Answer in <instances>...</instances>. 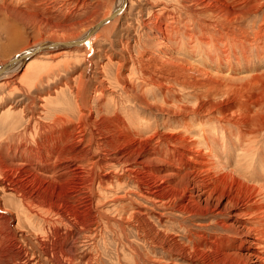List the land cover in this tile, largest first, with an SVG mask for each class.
<instances>
[{"label":"bare ground","instance_id":"1","mask_svg":"<svg viewBox=\"0 0 264 264\" xmlns=\"http://www.w3.org/2000/svg\"><path fill=\"white\" fill-rule=\"evenodd\" d=\"M89 26L13 35L0 58V264H100L117 231L139 260L132 235L185 264H264V0H112ZM133 195L236 236L169 234Z\"/></svg>","mask_w":264,"mask_h":264},{"label":"rangeland","instance_id":"2","mask_svg":"<svg viewBox=\"0 0 264 264\" xmlns=\"http://www.w3.org/2000/svg\"><path fill=\"white\" fill-rule=\"evenodd\" d=\"M108 1L107 0H87V1L86 0H40V1L39 0H0V31H1L0 58L2 60H5L7 57H9V55L15 53L17 49V46L15 45H18L17 44L18 42L15 43V39H17L18 37H20L18 39L22 38V42H25L24 44L25 46L28 45L34 46L35 44H38L39 41H42L43 38H48L54 32H58L64 35L74 34L76 32H78L79 34L82 32L84 33L85 32L84 30L88 29L91 23L93 24V22L95 23L96 21L100 20V17H102L105 11L109 9V7L112 4V0H110L109 2ZM135 8L136 6L134 7V10ZM126 12L127 13L130 12V6L127 8ZM260 19L262 20V16ZM130 33L132 35L134 34L138 35L140 33V29L137 26H135V24L133 23ZM16 34L19 35L17 36V38L15 39L11 38L13 37V35L14 37H16ZM100 42L103 41L101 40ZM43 52H47V51H43ZM98 55L99 54H97V57ZM101 56L102 55L100 54L99 57ZM33 57L37 58L38 56L36 57L35 55ZM113 61L115 65L112 64L114 65V67L111 68V72L114 73L116 69L117 58H115V60ZM38 62L39 61L36 60L35 63ZM24 69L25 67L22 68L21 74L24 73ZM72 72H73L72 70H69L67 72L63 70L61 71L63 75H66L67 73L69 77L72 74ZM129 73L130 72L128 71L127 75ZM62 89H63L62 91H65L64 95L66 94L65 96L69 98L68 89H64V88ZM6 109L7 108H4L2 112H4V110ZM157 114H159V112H157ZM157 119L163 121L162 119L164 118L162 116L159 117L156 116L155 120ZM167 120L166 123L167 122L172 123L170 122L171 120L169 119ZM118 167L115 166L114 168H111V171H113V169L114 171H120L119 169L121 168ZM122 182H123V186L127 185L125 184L126 183L125 180H122L120 183ZM133 189L134 188L131 187L130 188L127 187L126 189H123L124 191L120 189L117 193L114 194V196L123 197L124 195H126V193H128V191H132ZM110 199H112V197H110L108 200ZM133 200L137 201L138 203L140 202L143 203L142 205L147 206L149 209L152 210L154 209L153 212L158 211L159 213L154 212L153 214H151L152 219L154 220L155 224L159 229L167 231L169 232V234H186L188 229H193L196 233H200L201 231L202 232L210 231L217 235L236 236L235 233L226 231L225 229L221 228L218 224L220 220L226 221L228 220L229 217L218 218L219 220L213 219L210 216L191 217L188 215L180 214L172 206H168V207L162 205L155 206L154 204L146 203L143 200L136 198L135 195H133ZM118 203H121L122 205ZM118 203L116 205H114L113 203H109L107 209L110 210V213L113 212L115 207H119L121 209L122 206L129 205V202L126 200L125 201L120 200L118 201ZM160 214L163 216L162 218L163 222L161 221V223L159 222ZM16 217L18 218L15 219L14 224H17L19 222L17 219H20L21 213L17 212ZM131 228L132 227L128 229ZM113 234H117L116 235L117 237H114ZM129 240H131L133 243L141 247L140 260L130 249V246L128 245L129 242H127L126 239L122 240V234H118V231L116 233L110 232L105 234L104 240L100 238L98 240L97 247L94 248V250L90 248V251H92L91 254L96 259L97 258L100 259V264H156V263L185 264V262L179 256L172 255L171 253L170 254L163 253L161 250L153 248L151 244L144 245V242L142 240L137 239L136 235L130 236ZM186 241L187 240H185L184 242L187 243ZM153 261H159V262L154 263Z\"/></svg>","mask_w":264,"mask_h":264},{"label":"water","instance_id":"3","mask_svg":"<svg viewBox=\"0 0 264 264\" xmlns=\"http://www.w3.org/2000/svg\"><path fill=\"white\" fill-rule=\"evenodd\" d=\"M94 29H95V28H94ZM89 38H90V36H89V34H87L86 37H85L84 40H83V43H86V42L89 40ZM34 52H35V53H38V52H41V50L38 49V50H35Z\"/></svg>","mask_w":264,"mask_h":264}]
</instances>
